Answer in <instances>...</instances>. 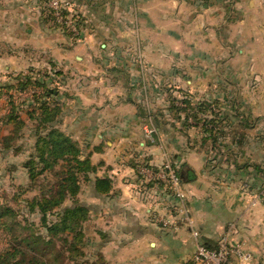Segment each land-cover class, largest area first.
Segmentation results:
<instances>
[{
    "label": "crops",
    "instance_id": "0c3cea01",
    "mask_svg": "<svg viewBox=\"0 0 264 264\" xmlns=\"http://www.w3.org/2000/svg\"><path fill=\"white\" fill-rule=\"evenodd\" d=\"M70 5L82 18L83 42L74 46L61 34L68 40L63 45L32 43L63 66L59 76L68 77L66 89L74 94L62 93L68 101L62 123L97 166L82 201L93 223L100 214L107 217L88 234L85 245L95 248L89 264H192L198 244L216 246L228 224L235 225L234 240L251 254L231 264H264V0H70ZM193 48L204 63L194 76L192 65L184 64ZM208 49L220 55L208 58L215 62L210 67ZM141 50L149 77L143 69L139 76L130 73L137 70L130 55ZM142 82L155 88L172 84L222 107L221 149L211 156L190 151L193 132L179 129L176 141L166 121L158 128L170 143L164 155L195 172L193 180L181 182L183 199L171 191L167 173L142 175L118 162L121 154L135 158L126 152L130 146L144 145L139 104L148 92ZM154 90L157 99H172L161 96L164 88ZM148 159L160 162L161 152L152 151ZM95 178H109L113 190L98 194Z\"/></svg>",
    "mask_w": 264,
    "mask_h": 264
},
{
    "label": "trees",
    "instance_id": "16d2710c",
    "mask_svg": "<svg viewBox=\"0 0 264 264\" xmlns=\"http://www.w3.org/2000/svg\"><path fill=\"white\" fill-rule=\"evenodd\" d=\"M42 12L52 25H58L52 15L53 10L44 6ZM69 15L70 12L64 10L61 17L66 21ZM80 19L76 21L78 28L82 25V18ZM62 25L64 30H68L67 23ZM57 74L62 75V72L59 71ZM43 75L42 78H36L20 72L16 77V80H19L18 87L11 82L0 86V99L2 95H8V102L3 107L7 110L0 113V153L19 155L24 150V145L20 144L19 140L27 137V131H31L28 137L34 139V144L30 146L31 154L22 164L29 184L19 186L17 196L34 188L39 190V194L32 198L18 201V207L21 203L24 204L19 208L0 202V228L7 237V246L0 249V264H56L58 257L64 256L72 261L85 256L84 225L90 218V208L85 202L80 201L79 195L83 182L93 180L91 174L96 173L97 166L91 161L92 152L88 153L79 141L59 128L65 111L63 104L55 97L61 93L58 88H50L49 85L52 83L50 74ZM30 85L45 89L44 95H34V102L23 107L9 90L16 88L23 91ZM4 88L8 89L6 93L3 92ZM43 97L51 100H45ZM184 103L187 104L186 107H191L190 100L186 99ZM186 107L176 106L171 100L170 109L176 117L180 118L182 113L187 112ZM196 110L193 115L196 121L202 122L201 133L209 134L203 137V144L207 141L216 144L221 135L219 114L207 102L197 104ZM207 112L211 113V117H199L200 114ZM28 123H33L31 128H28ZM11 126L12 128H9ZM186 126L190 127L187 121ZM4 127L8 132H1ZM25 129L28 130L24 132ZM192 171L187 165L181 166L176 171L180 183L193 180L194 176L190 174ZM43 175L46 176L41 178ZM94 189L98 194L106 195L113 190V183L109 178H95ZM19 213H23L24 216L36 214L40 218L38 228L41 227L45 234L39 231L26 234L30 223L32 226L36 223L30 222L29 217L19 220ZM51 216L55 218L52 219ZM58 242L63 245L56 251ZM204 244L207 247H215Z\"/></svg>",
    "mask_w": 264,
    "mask_h": 264
},
{
    "label": "rangeland",
    "instance_id": "374dc122",
    "mask_svg": "<svg viewBox=\"0 0 264 264\" xmlns=\"http://www.w3.org/2000/svg\"><path fill=\"white\" fill-rule=\"evenodd\" d=\"M49 8L53 10L52 12L53 17L56 18V22L58 25H52L51 21L47 20V16L45 14L42 15V9ZM64 10H68L70 12V15L67 17L68 19L64 21V18L61 17V14ZM60 12V14L57 13ZM77 15V16H76ZM80 15L71 7L70 0H0V86H3L4 84H7L9 82L15 84L18 87L19 80H16V77L20 72H23L25 75H33L36 78L37 77H44V73H49L52 77V83L49 85L50 88H58L60 90V95L55 99L60 101L63 104V110L64 116L66 113V104H65V98L62 97V93H66L64 91L70 92L69 94L73 95L74 93L71 92L69 89H66V81L67 78H63V76H59L57 72H63L61 69L63 66L57 65V63L53 62V58L46 55L45 51H42L43 48L34 45L32 42H38L41 41L45 42L47 44L48 40H52V44L57 45H63L64 43H67L68 40L63 37L61 34L65 35L69 39V43L75 46L77 42H83L85 39V31L83 30V27L80 26V28H73L71 25H68V30L63 29V23H66L70 18H72L73 21H78L80 19ZM81 20V19H80ZM46 28V29H45ZM31 32H30V31ZM69 32V33H67ZM67 40V41H66ZM44 48H47V45H44ZM61 48V47H60ZM196 51H193L192 49L191 53V61L186 60L184 64H191L192 65V73L193 76L197 73H199L200 68L204 63L203 60L200 58V51L199 48H195ZM225 51V50H224ZM229 50L225 51L224 57L226 58L229 55ZM62 55V54H60ZM207 55V65L214 66L215 62L213 64L209 63L208 58H211L215 60L218 56H220L218 53L212 52L211 49H208L206 52ZM59 60H63L62 56L58 57ZM129 58V56H128ZM221 58V57H219ZM130 60H134L135 66H137L138 72H136L134 69L130 72L134 76H139L138 73L143 69V72L147 73V76L149 77L150 72L152 70L148 67V63L145 59V53L143 50L134 52L130 55ZM52 60V61H51ZM63 62V61H61ZM133 63V62H129ZM58 64H61L58 62ZM181 62H178V66H180ZM66 84V85H65ZM141 87L144 88L145 93H147V96L140 100L139 107V114L141 116V119H143V125H142V136H143V144L138 146H130L129 150L126 152L133 153L135 156L134 159L131 158L129 155H119L120 158L118 162L121 160L130 163L131 166L136 170V172L139 171V174H149L152 172H156L160 175H163L167 173V175H171L176 173L177 170H179L181 167L176 164V161L174 159L172 160L171 156L170 158L166 157V154L164 155L163 148L168 146L169 140L166 137H163L162 134H160V131L158 128L163 125H160L162 122L166 121L165 125L168 126L170 124L171 134L172 138L176 141H179L180 138L176 137L178 135L179 129L182 131L189 130L193 132L192 138H190V145L188 146L190 151L196 152V154H202L211 156L213 153H219L220 152V146H218V142L216 144L211 143L210 141H207L205 144H203V137L199 134H201V128H202V122L196 121L194 118V112H196V106L199 103L207 102L210 103L213 110L219 114V119L222 117V107L217 104L216 101H206L202 99L200 96H191L186 91H179L180 87L174 86L172 84L167 85V87L157 86V84H153L156 86V88H164L166 90L165 96L161 95L163 98H172L168 99L169 102H167L165 99V102L162 99H157V95L154 92L156 89L155 87H152V85L148 84L147 82L140 83ZM8 89L4 88L3 92L6 93ZM45 89L42 87H32L31 85L26 88L25 90L18 91L16 88H13L9 90L10 93L13 94V98L18 102L21 103L22 106H30V102H34V95L36 96H42L44 95ZM154 93H153V92ZM194 94V91H191ZM139 93L140 90H139ZM191 93V94H192ZM167 95V96H166ZM170 95V96H169ZM45 100H51V98L43 97ZM188 99L190 100V106L186 107L187 104L184 103V101ZM65 100V101H64ZM171 100H173V103L176 106L180 107H186L187 112L182 113V116L176 117L172 110L170 109ZM8 102V95L4 94L1 96L0 99V113L4 112L7 109H3L5 107L6 103ZM68 101H66L67 103ZM164 102V105L162 103ZM71 104V103H70ZM1 113V114H2ZM77 117V114H75ZM200 118H209L211 117V113L207 112L205 114H200ZM64 118V117H63ZM75 117H72V119ZM156 118L160 120L159 125L156 126L155 120ZM187 124L190 125L186 126ZM28 128L32 127L33 123H28ZM198 124V125H197ZM9 128H12L9 127ZM59 128L72 137L71 133L64 127L63 123L59 125ZM28 130V129H27ZM25 129L24 132L27 131ZM230 131V128L226 131ZM2 133L8 132V129L5 127L1 131ZM31 131H27V137H24L23 139L19 140L20 144L24 145V150L19 153V155H15L13 153L9 154H1L0 153V202L10 204L14 208H19L24 206L23 203L20 204L18 207V201L22 202L21 200L26 198H32L33 196L39 194V190L37 188H34L31 191H28L25 194H22L20 196L18 195V187L21 185L27 186L29 184V179L27 176L26 171H24L22 164L25 160L28 159L29 155L31 154V145L34 144V139L32 137H28L29 133ZM190 133V132H189ZM198 133V135L196 134ZM183 134V133H182ZM209 134H206L208 136ZM222 135V134H221ZM220 135V136H221ZM180 136V135H179ZM196 136V137H195ZM197 136H199L197 138ZM220 136L218 137V140L220 139ZM73 138V137H72ZM74 139V138H73ZM76 140V139H75ZM217 140V141H218ZM131 147H133V150H131ZM175 147V146H174ZM141 149L145 150L144 154H140L138 151ZM154 152H161L162 159L160 162H154L153 160H149L148 157H150V153ZM177 152H180V150H177ZM119 154V153H118ZM179 156V153H177ZM208 158V157H207ZM137 160V161H136ZM139 166V167H138ZM194 174L195 172L192 171ZM177 174V173H176ZM46 175L41 176V178L45 177ZM51 176V175H50ZM52 177V176H51ZM42 182V181H40ZM248 185L251 186V184L248 183ZM85 183L83 182L82 190L79 195V199L86 200L85 195L83 194V190H86L84 188ZM249 187L247 185L243 186L244 190L249 191ZM183 199V198H179ZM177 205L176 202H174V205ZM183 207V205H180ZM90 218L92 216L91 209L89 211ZM25 217H29L30 222H35L36 225L32 226L31 223L28 226L29 230H27L26 234H31L34 232L44 233V230L39 227L40 218L36 214L32 215H25L23 213H19V220H24ZM52 219L55 218V216H51ZM105 215L100 214L98 218L96 219L95 223L92 217L91 222L89 220L85 223L84 229H85V243L87 241V238L89 237L88 234H91L93 231V225H98V222H104L106 220ZM235 225L228 224L226 231L224 234L229 235H236L235 234ZM92 230V231H91ZM87 231H89L87 233ZM223 234V235H224ZM222 235V236H223ZM222 238V237H221ZM220 238V239H221ZM220 239L218 240V244L220 242ZM7 237L4 234L2 228H0V249L7 246ZM217 244V245H218ZM62 245L60 242H58V245H56V251L62 248ZM216 245V246H217ZM215 246V247H216ZM243 246V245H242ZM95 248L89 246H84L85 250V256L77 259V260H68V258L58 257L59 260L56 262V264H89V259L93 255H95ZM98 250V249H97ZM243 250L249 254L248 259H242L239 257H234L236 259H239L241 261H248L251 259V254L246 251L243 247ZM68 256V255H67ZM232 260V259H231ZM100 264H103V262H100ZM231 264V262H230Z\"/></svg>",
    "mask_w": 264,
    "mask_h": 264
},
{
    "label": "built area",
    "instance_id": "2783aa9c",
    "mask_svg": "<svg viewBox=\"0 0 264 264\" xmlns=\"http://www.w3.org/2000/svg\"><path fill=\"white\" fill-rule=\"evenodd\" d=\"M57 13L60 14L58 11ZM66 23L78 29L76 22L73 21L72 18ZM169 176L171 191L176 197L181 198L183 193L178 175L174 173ZM260 198L261 196H258V199ZM184 218L185 220H189L187 216ZM195 236H199L198 232L195 233ZM234 257L248 259L249 254L243 250V246L240 242L234 240V235L224 234L216 247L211 248L207 247L204 243H199L192 258V264H230L231 259Z\"/></svg>",
    "mask_w": 264,
    "mask_h": 264
}]
</instances>
